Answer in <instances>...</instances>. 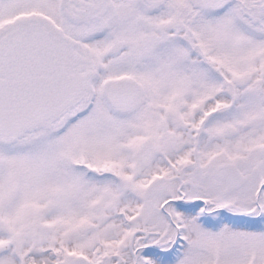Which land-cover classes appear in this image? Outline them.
I'll use <instances>...</instances> for the list:
<instances>
[{
	"label": "snow or ice",
	"instance_id": "obj_1",
	"mask_svg": "<svg viewBox=\"0 0 264 264\" xmlns=\"http://www.w3.org/2000/svg\"><path fill=\"white\" fill-rule=\"evenodd\" d=\"M0 264H264V0H0Z\"/></svg>",
	"mask_w": 264,
	"mask_h": 264
}]
</instances>
